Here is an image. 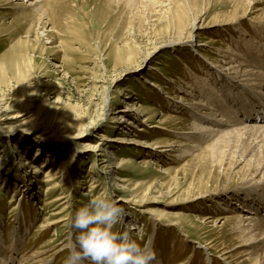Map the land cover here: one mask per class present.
<instances>
[{
  "label": "rangeland",
  "instance_id": "rangeland-1",
  "mask_svg": "<svg viewBox=\"0 0 264 264\" xmlns=\"http://www.w3.org/2000/svg\"><path fill=\"white\" fill-rule=\"evenodd\" d=\"M237 54L264 75V0H0V263L65 264L104 191L153 264H264L239 225L264 135L237 133L264 97L228 78Z\"/></svg>",
  "mask_w": 264,
  "mask_h": 264
},
{
  "label": "clouds",
  "instance_id": "clouds-1",
  "mask_svg": "<svg viewBox=\"0 0 264 264\" xmlns=\"http://www.w3.org/2000/svg\"><path fill=\"white\" fill-rule=\"evenodd\" d=\"M125 209L104 191L77 209L70 227L75 242L70 244L65 264H153L156 251L150 238L141 244L127 231H118Z\"/></svg>",
  "mask_w": 264,
  "mask_h": 264
},
{
  "label": "bare ground",
  "instance_id": "bare-ground-1",
  "mask_svg": "<svg viewBox=\"0 0 264 264\" xmlns=\"http://www.w3.org/2000/svg\"><path fill=\"white\" fill-rule=\"evenodd\" d=\"M42 1V0H41ZM44 1V0H43ZM236 2V1H235ZM242 2H244V0H242ZM36 5L37 4H35V8H36ZM24 6V5H23ZM29 6H32V5H29ZM20 7H22V6H20ZM26 7V6H25ZM24 7V8H25ZM28 7V6H27ZM39 7L40 6H37V9H35L34 11L35 12H38L39 11ZM19 8V7H18ZM23 8V7H22ZM42 13V12H41ZM179 15H177V17H174L175 18V20H176V24H177V26L178 27H180V28H187V27H185V23H186V21H185V19L184 18H182V17H178ZM237 20V19H236ZM234 21V20H233ZM192 27H196L195 25H192ZM244 36V35H243ZM240 38H241V36H240ZM245 39V38H244ZM247 41V40H246ZM245 42V41H244ZM246 44V43H245ZM248 47V46H247ZM252 48V47H251ZM241 50V49H240ZM247 51V50H246ZM232 55V54H231ZM244 55V54H243ZM233 57H234V55H233ZM232 57V58H233ZM236 57H238L237 59H236V61L238 60V63L239 64H236V65H238V66H235L234 67V70H235V72H233V74L234 75H230V76H228V78H231V79H233L231 76H235V77H237V76H239V78L240 77H242L243 79H244V84H245V86H247L248 88L247 89H250V91L251 90H253V91H255L257 94H260L261 95V97L263 96L264 97V75L262 74V73H260V71L257 69L258 67H256V65H259V62L260 61H258V63H257V57L255 58H252V59H250V60H248L247 58H245V55L242 57L241 55H238L237 54V56ZM253 57V56H252ZM231 59V58H230ZM234 59V58H233ZM252 60V61H251ZM262 61V60H261ZM263 62V61H262ZM262 62L260 63V64H262ZM235 63V62H234ZM260 69V68H259ZM240 74H242L241 76H240ZM225 78V77H224ZM241 78V79H242ZM227 79V78H226ZM230 79V80H231ZM241 81V80H240ZM245 82H247V83H245ZM203 92V91H202ZM246 93V92H245ZM252 93V92H251ZM245 95V94H244ZM169 97V96H168ZM246 98V97H245ZM261 100V99H260ZM241 101V100H240ZM263 101V100H262ZM242 102V101H241ZM195 104V103H194ZM193 104V105H194ZM197 104V103H196ZM261 105V104H260ZM262 106V105H261ZM234 107V106H233ZM232 107V108H233ZM194 108H196V109H199V108H202V109H209V108H206V106L204 107L203 105H200L199 106V104L198 105H195V107ZM253 108H255L257 111H256V113L254 112V116L255 117H259V119L260 120H263L264 119V108H262V110H260V109H258L257 107H255V104L254 105H252V109ZM211 109V108H210ZM225 109V108H224ZM243 110V109H242ZM208 111V110H207ZM253 111H255V110H253ZM209 112V111H208ZM236 112H237V110H236ZM240 112V111H239ZM206 113V112H205ZM204 114V113H203ZM217 114V113H216ZM216 114H214V113H212V112H210V116H213L212 118L214 119V116H216ZM239 114V113H238ZM262 115V116H259V115ZM244 115L246 116V117H248L247 119H249V118H251V116H253V115H251L250 114V111H247V109H245V112H244ZM219 116V115H218ZM253 116V117H254ZM205 117L206 118H208L209 119V115H203V117L200 115V118L201 119H205ZM224 118V117H223ZM233 118V117H232ZM239 118V117H238ZM213 119H210V120H212V121H214ZM246 119V120H247ZM255 119V118H254ZM257 119V118H256ZM198 120V119H197ZM207 120V119H206ZM218 120H220V119H218ZM228 120V119H227ZM224 121V120H223ZM222 121V119L219 121V122H223ZM257 120H255L254 121V123L253 124H249V125H247L246 127H244V128H242V129H240V130H238V132L237 133H239L240 134V132H243L244 133V135H252V132H253V134H256V133H259L261 136L262 135H264V124H255V122H256ZM210 122V121H209ZM218 122V121H217ZM232 122V121H231ZM223 124V123H222ZM226 124V123H225ZM236 124V123H235ZM219 125H221V123H219ZM237 125V124H236ZM225 126V125H224ZM227 126H228V124H227ZM205 128V127H204ZM219 131V130H218ZM235 131V130H234ZM197 132V131H196ZM204 132V131H203ZM213 132H214V130H213ZM216 132V131H215ZM219 133V132H218ZM217 133V134H218ZM202 134V131L200 130V128H199V132H197V135H201ZM207 134V133H206ZM205 134V135H206ZM232 134H234L233 132H232ZM231 134V135H232ZM238 134V135H239ZM235 135V134H234ZM241 135H242V133H241ZM222 137V136H221ZM243 138V137H242ZM250 138V137H249ZM198 140L200 139V138H197ZM197 139L196 140H194L193 142L194 143H196L197 142ZM202 139H204V138H202ZM206 139V138H205ZM239 139V138H238ZM241 139V138H240ZM245 139H246V136H245ZM243 140V139H242ZM219 141V140H218ZM229 141V140H228ZM240 141V140H239ZM232 142H234V141H232ZM218 143V142H217ZM230 144V141H229V143L227 142V144H226V146L228 147V145ZM241 144V143H240ZM248 144H250V143H248ZM194 145V144H193ZM222 145V144H221ZM168 147V146H167ZM193 147V146H192ZM215 147H217V146H215ZM214 147V148H215ZM220 147V146H219ZM195 147H193V149H194ZM213 148V147H212ZM213 148V149H214ZM93 149H95V148H93L92 146H90V145H86L85 146V151L87 152H91V151H93V152H95L96 151V149L95 150H93ZM252 149V148H251ZM185 152H186V150H184ZM184 151H182V152H184ZM193 151V150H192ZM74 158H75V156H73V155H71L70 154V159H63V161H62V164H61V166H63L62 168L65 170V171H67L68 170V168H69V165L74 161ZM3 160V159H2ZM1 160V161H2ZM5 161V160H4ZM3 161V162H4ZM245 161V160H244ZM5 164V163H4ZM4 164H2V162H0V168H2L3 166H5ZM33 164V163H32ZM264 162H263V164H262V170H264ZM31 168H32V171H31V173L32 174H34V173H37L40 169H39V167L37 166V165H35V164H33L32 166H31ZM65 174V173H64ZM48 175H50L51 176V172L49 171V173H48ZM63 175V174H62ZM253 182V181H252ZM255 184V183H254ZM256 185H258V186H248V189H246V190H249L250 192H247V194L249 195V193H251V194H253V192H254V194H256V195H258L257 194V191H262L263 192V195L262 196H260L262 199H263V201H259L258 202V204H252V203H254V201H256V200H252V202L249 204V209H247V212H246V214H247V216H244V217H242L241 219H240V221H239V225H241L242 227H244V231H247V230H249L248 232H250V234L251 235H249L248 234V236H250V238H248L247 240H248V242H251L250 244H252L253 245V247H252V255H254V257H256V260L258 259L257 257H260V252H262L261 253V255H264V228L262 227V225H264V219H260L261 221H259L258 219H259V217H257L258 215H257V213H258V211H259V205L260 206H263V208H264V173L262 174V177H261V180L258 182V184H256ZM245 190V191H246ZM241 191H243V189H241ZM256 197V196H255ZM262 204V205H261ZM237 206V205H236ZM258 218V219H257ZM223 219V218H222ZM224 219H227V218H224ZM221 220V219H220ZM240 227V226H239ZM241 227V228H242ZM243 231V232H244ZM258 237V238H257ZM247 245H249V244H247ZM250 246V245H249ZM250 250V249H249ZM226 255V253L224 254V256ZM253 257V256H252ZM254 259V258H253ZM252 259V260H253ZM263 261V260H262ZM261 261V262H262ZM254 262H255V259H254ZM11 263H12V261H11ZM257 263V262H256ZM0 264H2V263H0ZM260 264H262V263H260Z\"/></svg>",
  "mask_w": 264,
  "mask_h": 264
}]
</instances>
